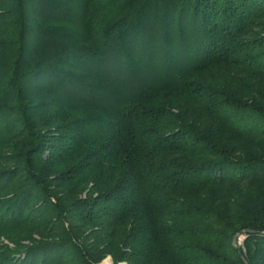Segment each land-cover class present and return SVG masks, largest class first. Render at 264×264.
<instances>
[{"label":"trees","instance_id":"16d2710c","mask_svg":"<svg viewBox=\"0 0 264 264\" xmlns=\"http://www.w3.org/2000/svg\"><path fill=\"white\" fill-rule=\"evenodd\" d=\"M237 233L264 264V0H0V264H246Z\"/></svg>","mask_w":264,"mask_h":264},{"label":"water","instance_id":"95a60500","mask_svg":"<svg viewBox=\"0 0 264 264\" xmlns=\"http://www.w3.org/2000/svg\"><path fill=\"white\" fill-rule=\"evenodd\" d=\"M244 238V236L243 235H240V234H235V236L233 237V245L235 246V247H237L238 249H239V252H240V255H241V257H242V259L245 261V263L246 264H249L248 262H247V259H246V256H245V254H244V252L242 251V249H241V247H240V240L241 239H243Z\"/></svg>","mask_w":264,"mask_h":264},{"label":"rangeland","instance_id":"374dc122","mask_svg":"<svg viewBox=\"0 0 264 264\" xmlns=\"http://www.w3.org/2000/svg\"><path fill=\"white\" fill-rule=\"evenodd\" d=\"M243 240H244V238L240 240V246L241 247L243 245ZM5 242H7V240H5ZM108 259L110 260V263H107L106 262ZM120 263H127V264H129L126 261H121V262L115 263L110 255H108L107 257H105L99 264H120Z\"/></svg>","mask_w":264,"mask_h":264},{"label":"bare ground","instance_id":"6f19581e","mask_svg":"<svg viewBox=\"0 0 264 264\" xmlns=\"http://www.w3.org/2000/svg\"><path fill=\"white\" fill-rule=\"evenodd\" d=\"M106 262H107V263H110V260L108 259ZM120 264H127V263H120Z\"/></svg>","mask_w":264,"mask_h":264}]
</instances>
